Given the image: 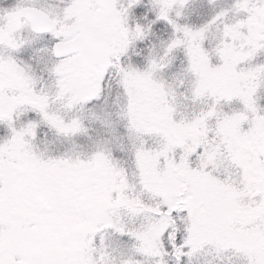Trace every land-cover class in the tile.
Listing matches in <instances>:
<instances>
[{
	"label": "snow or ice",
	"instance_id": "1",
	"mask_svg": "<svg viewBox=\"0 0 264 264\" xmlns=\"http://www.w3.org/2000/svg\"><path fill=\"white\" fill-rule=\"evenodd\" d=\"M0 264H264V0H0Z\"/></svg>",
	"mask_w": 264,
	"mask_h": 264
}]
</instances>
